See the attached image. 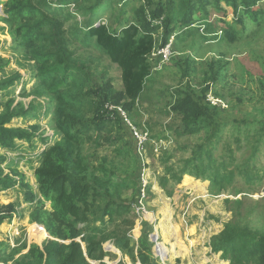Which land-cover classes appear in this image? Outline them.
<instances>
[{
	"label": "rangeland",
	"instance_id": "rangeland-1",
	"mask_svg": "<svg viewBox=\"0 0 264 264\" xmlns=\"http://www.w3.org/2000/svg\"><path fill=\"white\" fill-rule=\"evenodd\" d=\"M6 1L0 0V58L10 63L0 72V82L11 79L14 84L0 92L9 89L14 93H1L0 102H4L0 103V114L11 102L15 111L27 109L31 116L14 119L13 127L12 124L10 127L33 130L35 136L30 142L15 146L16 153V149L7 153V149L1 150L0 147V158L6 159L0 167L6 173L14 169L24 174L26 182L35 192L34 170L42 160L43 152L60 141L62 135L54 123L56 102L47 94L49 90L36 79L38 69L25 52L27 47L21 40L15 39L19 24L15 26L7 22ZM96 2L98 0H85L77 5L80 16L77 19L70 17L64 26L73 60L81 72L75 79L69 80V87L64 92L76 98L81 117L85 116L90 123L97 121L98 112L86 107L88 100L92 98L94 103L103 100V87L107 83L116 92H122L124 84L121 68L112 63L94 42L87 48L82 40H74L79 30L94 20L97 24L104 23L114 34L132 24L144 30L147 26L143 21V12L156 28L152 35L154 47L163 43L167 32V27L161 24L162 19L152 21L150 18L160 6L167 5V0H104L103 5L97 8ZM260 7L264 10V4L261 3ZM70 8L76 11L73 5ZM82 9L86 14L81 12ZM205 10L209 13L201 11L196 20L184 29L176 26L171 36L174 38V55L168 62L160 65L159 60H149L150 75L132 109L118 106L123 114L115 115L117 118L107 127L109 131H101L98 144L86 139L82 145L81 154L86 159L84 164L88 166L90 183L101 194L95 207L102 208L109 201H116L131 205L132 209L140 193L138 178L141 167L136 157L135 141L127 128L128 123L123 122V115L137 130L149 131L150 142L145 159L151 182L149 221L142 220L131 210L124 219L103 228L105 233L121 232L126 235L135 250L139 247L140 238L146 234L156 264H162L155 255L157 238L161 244V257L168 260L165 264H228L217 260L215 254L206 249L204 252L208 258L197 263L196 257L203 251L198 248L204 240L210 243L227 224L238 221L242 226L264 233V137L259 143L260 129L264 127V20L255 25L245 18L243 27L237 23L233 8L224 1L219 10L211 4H207ZM173 28L174 25H171L170 29ZM230 28L234 33L228 34ZM207 87L209 90L206 91ZM185 96L204 105L218 107L219 134L212 145L209 140L213 130L205 129L188 135L182 116L173 112L174 104ZM106 105L115 106L112 102ZM248 134H253L251 141L246 139ZM43 139H47V144L43 143ZM202 147V151L211 148L217 164H224L221 173L230 179L226 181L224 190L202 177L185 174L178 181L168 173L170 169L174 173L181 171ZM163 177L170 179L166 188L160 184ZM95 178L110 188L114 198L94 182ZM168 192L173 194L170 196ZM0 204H13L15 208L12 221L7 220L0 228V243L8 247L5 255H0V264H17L27 259L32 247H41L51 236L43 225L32 224L31 215L36 208L25 203L22 189L0 192ZM45 206L51 211L49 202ZM93 219L90 217L91 225H101L100 222L95 224ZM85 227L83 223L77 226L80 230ZM104 245L108 252L105 258L108 264L121 261L134 264L129 254L118 249L112 241Z\"/></svg>",
	"mask_w": 264,
	"mask_h": 264
},
{
	"label": "trees",
	"instance_id": "trees-1",
	"mask_svg": "<svg viewBox=\"0 0 264 264\" xmlns=\"http://www.w3.org/2000/svg\"><path fill=\"white\" fill-rule=\"evenodd\" d=\"M83 1L85 0H7L4 3L8 15L7 22L15 26L19 24L14 35L16 41L21 40L23 46L27 47L25 52L31 56L38 69L36 79L49 90L47 94L56 102L54 123L62 135L60 141L42 154V160L34 173L37 185L35 192L26 182L24 174L14 169L6 173L0 167V192L21 188L24 191L25 203L35 205L36 208L31 215L32 224L43 225L51 236L41 247H32L27 259L17 264H108L105 261L108 252L105 251L104 245L107 241H112L118 249L127 252L134 264L138 262L156 264L146 234L140 238L136 251L131 246L129 238L121 232L105 233L103 226L116 224L117 221L124 219L132 210L131 205L109 201L102 208L95 207L101 194L90 183L92 180L88 177V166L84 164L86 159H83L81 154L86 139L90 143L98 144L101 131L106 130L108 125L114 122L116 114L119 115L116 111H104L107 102L131 110L139 99L146 78L150 75L148 62L155 44L152 35L153 29L156 28H153L152 23L148 22V17L145 18L142 12L143 21L147 26L144 30L132 24L119 34H114L94 20L87 22L74 36V40H82L87 48L94 42V45L103 50L111 62L122 70L124 84L122 92H116L111 84L107 83L103 87L105 92L103 100H99L98 103H94L92 98L88 100L86 107L98 112L97 121L90 123L85 116L81 117L76 98L64 92L69 87V80L75 79L81 73L73 60V52L69 49L64 26L70 17L77 19L80 16L77 5ZM167 1V5L160 6L150 16L152 21L162 19L161 24L167 27L162 47L168 44L177 25L184 29L196 20L201 11L209 13L205 10L207 4L219 10L221 2L224 1L228 7L233 8L237 23L243 27L245 18H249L255 25H260L264 20V10L260 7L264 0ZM103 2L104 0H98L96 8L103 5ZM72 5L76 11L71 10ZM92 11L94 8L90 13ZM81 12L86 14L83 9ZM171 25H174L173 29H170ZM227 32L234 33L231 28ZM9 63L0 58V72ZM13 84L14 80L11 79L1 81L0 90ZM217 108L185 96L174 104L172 110L182 116L184 130L188 135L198 134L205 129L213 130L209 140L212 145L218 138L220 127L216 117ZM30 116L27 109L15 111L12 102L10 103V106L0 114L1 147L13 151L16 148L15 141H31L35 136L33 130L25 131L10 127L14 119ZM116 126H119L118 123ZM260 132L259 143L264 137L262 136L264 127H261ZM246 137L248 141L254 138L253 134ZM236 141L239 142L238 139ZM43 143L47 144V139H43ZM198 150L200 152L196 157L187 161L181 171L174 173L173 169H170L168 173L178 181H181V176L185 174L202 177L211 181L213 186L224 190L230 180L221 173L224 164H217L211 148L202 151L204 150L202 147ZM4 162L5 160L0 158V166ZM93 180L114 198L110 188L101 184L99 178ZM169 181V178L163 177L160 184L166 188ZM172 194L168 192V195ZM46 202L51 204V211L45 209ZM13 213H15L13 204H0V228L7 220L12 221ZM90 217L94 218L95 224L100 222L101 225H91ZM80 223L86 225L82 230L77 228ZM210 247L213 254H221V259L230 264H264V233L254 231L249 226H242L240 221L227 224L219 235L211 239ZM6 250L7 245L0 243L1 256L5 255ZM118 264L124 263L121 261Z\"/></svg>",
	"mask_w": 264,
	"mask_h": 264
},
{
	"label": "built area",
	"instance_id": "built-area-1",
	"mask_svg": "<svg viewBox=\"0 0 264 264\" xmlns=\"http://www.w3.org/2000/svg\"><path fill=\"white\" fill-rule=\"evenodd\" d=\"M98 25H105L104 23H99ZM174 38H171V40L168 42V44L164 47L160 46H155L153 48V51L151 53V55L149 56V60H159V64L162 65L166 62H168L171 57H173L174 53V42H173ZM106 109L108 110V112H112L114 110H116L117 113L119 114H123V110L119 107L116 106H106ZM118 110V111H117ZM125 117V121H123L124 123H128V130L131 131L132 133V137L133 140L135 141V151H136V156L138 158L141 170L139 173V178H138V182L140 185V193H139V197L137 199V201L134 203V205L132 206V210L135 212L136 215H138L142 220L145 221H149V217H150V213L148 210V199H149V187L151 185L150 182V177L149 174H147V167L145 165V159H146V148L147 145L150 142V136H149V131H139L135 128V126L133 124H131L127 117L125 115H123ZM157 151V149H156ZM159 246H161V244L159 243V239H156V247H155V255L156 257L162 262V264H165L166 261H168L167 259H163L161 257V251L159 250ZM137 251V249H136ZM138 264H140L138 262Z\"/></svg>",
	"mask_w": 264,
	"mask_h": 264
},
{
	"label": "crops",
	"instance_id": "crops-1",
	"mask_svg": "<svg viewBox=\"0 0 264 264\" xmlns=\"http://www.w3.org/2000/svg\"><path fill=\"white\" fill-rule=\"evenodd\" d=\"M4 38H6L5 36H4ZM13 60V58L11 59V61ZM23 79L24 78H22L21 80H20V83L21 82H23ZM12 88H14V90H16V87H12ZM9 92H13L14 93V91H9V89H5L3 92H0V96H2V94L1 93H3V94H7V93H9ZM2 99V97H0V100ZM8 99H6V101H7ZM2 102H4L3 100H2ZM2 102H0V103H2ZM15 121V120H14ZM14 121H13V123H14ZM13 123H12V125H11V127H13ZM24 142H27L28 143V141H26V140H17V141H15V146H17L18 144H22V143H24ZM1 147V146H0ZM2 149H4L3 147H1V150ZM16 150L14 151V153H16L17 152V147L15 148ZM6 151H8L7 153H12L13 151H10V150H6ZM6 160V159H5ZM39 164H40V161H39ZM39 167V165H37L36 166V169ZM35 169V170H36ZM35 170H34V173H35ZM17 190H19V189H21V188H16ZM36 189H37V185H36V188H35V191H36ZM205 244V245H204ZM202 246H200L201 248H198V249H202L203 251H202V253L200 254V255H198L197 257H196V260L198 261H195L194 260V258H193V260L195 261V262H197V263H199V260L200 261H203L204 259H206V258H208V257H206L205 256V252H204V249H206L207 251H209L210 252V254H213V252H212V248L210 247V243H209V240L208 241H205L204 240V242L201 244ZM209 245V248L207 247ZM199 246V245H198ZM196 253H198V251H195ZM216 255V254H215ZM214 255V257L217 259V260H222L221 259V254H218V256L216 257ZM223 262H226V261H224V260H222ZM219 262V261H218ZM210 263V262H209ZM209 263H207V264H209ZM228 264H230V262H227ZM201 264V263H200Z\"/></svg>",
	"mask_w": 264,
	"mask_h": 264
},
{
	"label": "clouds",
	"instance_id": "clouds-1",
	"mask_svg": "<svg viewBox=\"0 0 264 264\" xmlns=\"http://www.w3.org/2000/svg\"><path fill=\"white\" fill-rule=\"evenodd\" d=\"M105 26V25H104Z\"/></svg>",
	"mask_w": 264,
	"mask_h": 264
}]
</instances>
